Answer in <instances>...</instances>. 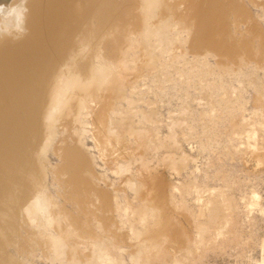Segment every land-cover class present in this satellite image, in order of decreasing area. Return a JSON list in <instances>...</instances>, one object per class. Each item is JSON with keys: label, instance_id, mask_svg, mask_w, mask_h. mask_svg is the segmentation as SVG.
Returning a JSON list of instances; mask_svg holds the SVG:
<instances>
[{"label": "rangeland", "instance_id": "1", "mask_svg": "<svg viewBox=\"0 0 264 264\" xmlns=\"http://www.w3.org/2000/svg\"><path fill=\"white\" fill-rule=\"evenodd\" d=\"M118 1L104 86L0 137V264H264V0Z\"/></svg>", "mask_w": 264, "mask_h": 264}, {"label": "bare ground", "instance_id": "2", "mask_svg": "<svg viewBox=\"0 0 264 264\" xmlns=\"http://www.w3.org/2000/svg\"><path fill=\"white\" fill-rule=\"evenodd\" d=\"M116 2L118 4L119 1L118 0L117 1L116 0H29L28 7L30 9V12L28 16V34L22 40L19 41H15L12 39L0 40V127H2L0 129V137L5 136L3 134L4 130L10 124L14 112L16 114L18 113L23 114L30 111L33 104H35L41 98V95L43 97L42 91H44L43 89L44 86L42 84L46 82L45 81L46 79L47 80L49 79L51 81L50 82L48 80L51 83V84L48 83L50 89L48 88L49 89L48 90L47 88H45V91L48 90V92L45 94L48 98V106L45 109L46 113L44 115L46 118L48 117V115L51 116L54 110L58 107V105H62L64 101L68 100L69 97L71 96L75 97L77 93H85L87 92V90L95 88L94 86H98V88H100V86L102 85L104 86V84L106 83L107 76H111L110 72L107 69L108 67L106 66L107 62L105 63L103 61L106 57H100L99 55L101 54V52L100 54L96 53L99 55H97L98 58H95L94 61L97 59L96 63H99L98 64L99 66L94 70L95 67H92L94 66V64L91 65L93 61L92 62L89 61L92 59L89 55V53L91 54L92 50L89 53L88 51L94 48L95 46L97 47V50L100 48L104 49L103 47H105L106 45V44L104 45V42L106 43L111 42L110 40L108 42L107 39L106 40L104 39L105 38L104 36L108 34L106 32V29L110 25V23L108 25L107 23L108 21L106 22V19H108V16H110L111 18L112 12L110 14L109 11L111 8L114 12ZM155 2L156 0H141L143 8L149 12L157 7V3ZM10 3L11 0H0V5H8ZM155 4L156 7H154ZM118 6L119 5H116L119 11L120 9L119 7L121 5L119 7ZM115 11L117 12L116 8ZM120 12L121 11H119L118 13ZM117 15L119 17V14ZM145 22H149L148 17ZM151 25L152 24L150 23L145 24L146 33L145 31L142 32H144L146 36L150 34V36L154 35V36H158L159 38H162V36L165 35L163 31L154 28ZM117 33L118 35L119 34L121 35V31ZM117 33L115 34L117 35ZM145 35L142 36L144 37ZM94 36L97 37L95 38V40L98 38L99 40L95 41ZM124 36H126V34ZM130 36L133 37L134 34L133 35L129 34V37ZM132 37L129 39L135 41L134 40L135 38ZM114 39L117 40V42H115ZM114 39L112 41L113 44L117 43L118 45L117 44L116 45L119 48L125 46L123 39H128V38L126 37L123 39L121 38L123 41V46L122 44H120V42L122 43L121 39L119 40L116 36L114 37ZM125 42H127L126 47L127 46L128 48L129 46L133 47L131 45L133 44V42L131 41L128 42V40H126ZM144 44L145 46L147 45V43ZM108 45H106V47H108ZM114 45H111V48H113ZM116 45L113 49H117ZM148 48L146 47L145 49L148 50ZM106 49L107 48H105V50ZM123 50L125 51V49ZM129 51L131 52V50L128 49V51H125L124 54L126 55L127 54L126 52ZM97 52H99V50ZM115 52L121 54V52H118L116 50ZM86 53H88L87 55L89 57H87V55L85 56ZM127 55H130V53H128ZM151 55L152 54H148L149 57H151ZM84 56L86 57V59H84ZM79 57H82L83 59ZM121 58L117 59L118 62L115 61L118 63L119 66H120L119 60ZM127 58L129 59L128 56ZM79 59L81 61L83 60L82 68L84 69L86 68L87 71L90 69V67L93 69V72L92 73L90 72L91 74L89 73L90 70L87 73L84 72L85 73L83 74L84 77L87 76L85 79L84 77H81L83 75L79 76L81 77L79 78L78 75L80 74L78 75L75 74L76 71L73 70V68L76 70L74 66L78 67L77 62ZM124 59H126V57ZM86 61L87 63L89 61L88 66L87 65L85 66L84 62ZM125 61L122 62V65L124 66L123 67L124 71L127 70L125 69V66L129 65L126 64L127 62ZM111 63L108 61V66L109 64L111 66ZM89 64L91 66H89ZM103 64L105 65L103 66ZM113 67L116 66L113 65ZM116 69L118 68L116 67ZM109 70L112 71V69ZM107 71L109 72V75H107L108 73ZM116 71L117 72L119 71L120 74H122L120 70H116ZM115 77L116 78L113 77L114 78L113 80L115 79L117 80V76ZM116 80H115V84L113 82V86L117 87L116 91L118 92V85L122 82L116 85ZM41 85L43 87H41ZM110 85L112 86V84ZM48 86L45 85V87ZM41 88L43 89L42 91H40ZM107 90L106 92L109 91L108 93L112 91V89L108 91ZM115 92L113 93V95H115ZM101 97H99L100 100ZM116 98L118 99L119 96L115 97V99ZM114 113L117 115L119 114V112L116 113V111H114ZM115 114L112 115L117 117V115ZM108 121L106 122L107 125H108ZM115 121L114 124H116ZM111 122L113 121L110 120V123ZM2 124L4 127L2 126ZM109 129H110L109 132H111L112 130L110 127ZM137 132L139 131H135V133ZM138 134L139 133H137L136 135ZM216 212L217 209L215 210L214 205H212L209 216L210 222L215 223V221H217ZM140 216H139L140 220L142 221L147 220V217L145 215L142 217ZM144 221L142 222V225ZM201 227H202L201 232H206L209 229V227L208 229H206L204 226Z\"/></svg>", "mask_w": 264, "mask_h": 264}, {"label": "clouds", "instance_id": "3", "mask_svg": "<svg viewBox=\"0 0 264 264\" xmlns=\"http://www.w3.org/2000/svg\"><path fill=\"white\" fill-rule=\"evenodd\" d=\"M29 0L0 5V40H22L28 34Z\"/></svg>", "mask_w": 264, "mask_h": 264}]
</instances>
